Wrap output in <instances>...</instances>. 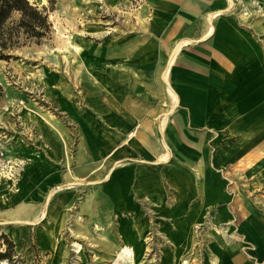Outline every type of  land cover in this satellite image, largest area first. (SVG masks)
I'll use <instances>...</instances> for the list:
<instances>
[{
	"label": "crops",
	"instance_id": "crops-1",
	"mask_svg": "<svg viewBox=\"0 0 264 264\" xmlns=\"http://www.w3.org/2000/svg\"><path fill=\"white\" fill-rule=\"evenodd\" d=\"M255 1L259 10L241 20L227 13L228 0H143L132 24L106 37L103 56L76 57L82 85L59 90L72 158L38 127L48 153L27 174L38 194L67 189L66 209L82 196L73 233L90 227L95 236L97 218L139 263L150 238L167 242L161 264H175L210 214L217 226L236 221L254 250L214 235L201 264H264L253 198L264 192V0Z\"/></svg>",
	"mask_w": 264,
	"mask_h": 264
},
{
	"label": "rangeland",
	"instance_id": "rangeland-1",
	"mask_svg": "<svg viewBox=\"0 0 264 264\" xmlns=\"http://www.w3.org/2000/svg\"><path fill=\"white\" fill-rule=\"evenodd\" d=\"M27 1L45 11L51 32L38 43L22 40V47L10 53L11 59L0 60V185L5 189L1 196L8 198L4 203L0 197V253L8 250L10 255L9 260H1L0 264H116V255L125 246L109 241L99 219H95L93 226L95 236L91 235L90 227L72 233L78 230L72 218L82 200L81 195L75 199L74 206L66 209L63 203L69 191L63 186H57L59 191L55 187L38 194L35 191L38 187L32 191L33 186H30L26 190L22 181L36 158L48 153V145L41 138L38 127L53 144L57 142V136L62 150L64 148L67 156L69 153L72 158L75 139L69 138L71 145L68 148L61 125L75 134L61 111L63 98L59 96V90L67 88L73 93L79 84L82 85L77 83L75 76L86 71L75 63L76 57L85 64L103 56L106 37L113 30L117 32L122 26L132 24L134 19L129 14L140 9L143 0H47L44 6ZM71 42L81 48L79 54L72 51ZM168 93L174 102L170 89ZM39 117L48 120L40 121ZM246 166L252 167V162H247ZM54 191L55 197L49 200ZM258 194V199L255 195L253 198L260 202L257 206L264 220V192ZM80 215H75L77 223L81 221ZM56 218L64 219L66 223L60 230H57ZM210 220L208 214L203 224L194 226L192 248L182 261L191 264L196 260L195 264H201L203 250L206 251L216 234ZM96 225L104 232H97ZM218 227L229 245L239 244L242 253L254 250L245 236L239 235L236 221ZM145 241L147 253L140 263L135 257L134 264H161V250L167 242L150 238ZM75 243L81 246L78 254L74 251ZM102 244L114 256H106L104 250L96 248Z\"/></svg>",
	"mask_w": 264,
	"mask_h": 264
},
{
	"label": "trees",
	"instance_id": "trees-1",
	"mask_svg": "<svg viewBox=\"0 0 264 264\" xmlns=\"http://www.w3.org/2000/svg\"><path fill=\"white\" fill-rule=\"evenodd\" d=\"M50 32L51 24L45 11L27 0H0V60L11 59L10 53L22 47V40L38 43ZM9 258L8 250L0 253V261Z\"/></svg>",
	"mask_w": 264,
	"mask_h": 264
},
{
	"label": "bare ground",
	"instance_id": "bare-ground-1",
	"mask_svg": "<svg viewBox=\"0 0 264 264\" xmlns=\"http://www.w3.org/2000/svg\"><path fill=\"white\" fill-rule=\"evenodd\" d=\"M30 1H34V2H37L38 3V5H40V6H44L45 4H46V2H47V0H30ZM247 18L246 17H243V20H246ZM249 23V22H248ZM245 24V23H244ZM69 46H70V48L72 49V51H74L75 53H77V54H79L80 52H81V48L76 44V43H73V42H71L70 44H69ZM175 101H176V98H175ZM25 113H26V111H25ZM39 119H40V121L41 120H48L46 117H43V118H40L39 117ZM39 130H42L41 128H39ZM103 137V136H102ZM110 144V143H109ZM261 153H264V152H261ZM38 166V165H37ZM40 166H41V164H40ZM28 167V166H27ZM35 168V167H34ZM43 168V167H42ZM37 169H38V167H37ZM36 169V170H37ZM46 169V168H45ZM35 170V171H36ZM39 170V169H38ZM26 171V170H25ZM29 171V170H28ZM34 172V171H33ZM33 172H31V174L33 173ZM37 172V171H36ZM44 172V171H43ZM27 173V172H26ZM28 173H30V172H28ZM27 173V174H28ZM41 173V172H40ZM30 174V175H31ZM35 174H37V173H35ZM34 174V175H35ZM38 175V174H37ZM26 176H28V175H26ZM25 175L23 176V181H22V185H24V188L26 189V190H28L29 188H30V186H32V185H30V183L28 184L27 183V177H26ZM42 176H45V175H42ZM31 177V176H30ZM35 177V176H34ZM39 177V176H38ZM37 177V178H38ZM36 178V179H37ZM35 179V178H34ZM41 179V178H40ZM39 181V180H38ZM37 181V182H38ZM15 188H17L18 189V187H15ZM5 189H4V186H2V185H0V197L2 198V200H3V202L5 203L6 202V199H8L7 197H3V196H1V194H2V192L4 191ZM18 191V190H17ZM10 197H12V195H10ZM120 198V197H119ZM120 200V199H119ZM50 219H52V220H54V217L52 216V215H50ZM209 222V221H208ZM212 226H213V228H214V231L216 232V234H218V235H222L223 233H222V231L220 230V227H218V226H216V225H214L213 223H212ZM96 227V231L97 232H104V230L102 229V228H100V226L99 225H96L95 226ZM73 233V232H72ZM130 234H131V232H130ZM216 234H215V236H216ZM75 235V234H74ZM77 236V235H76ZM130 236V235H129ZM77 237H80V235L79 236H77ZM215 239V238H214ZM225 244V243H224ZM73 247H74V251L76 252V254H78L80 251H81V246L79 245V244H77V243H75L74 245H73ZM223 249V248H222ZM116 264H128V263H130V264H134L135 263V253H134V251L133 250H131V249H129L128 247H124L123 249H122V251H120V252H118L117 253V255H116ZM175 264H189L187 261H185V260H177L176 261V263ZM215 264V263H214Z\"/></svg>",
	"mask_w": 264,
	"mask_h": 264
},
{
	"label": "built area",
	"instance_id": "built-area-1",
	"mask_svg": "<svg viewBox=\"0 0 264 264\" xmlns=\"http://www.w3.org/2000/svg\"><path fill=\"white\" fill-rule=\"evenodd\" d=\"M248 6H251L252 9ZM258 10V3L255 0H228V6L226 8L229 15H236L241 20H243V17H251L253 12Z\"/></svg>",
	"mask_w": 264,
	"mask_h": 264
}]
</instances>
